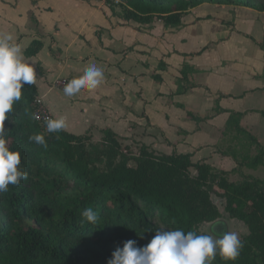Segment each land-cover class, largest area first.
Segmentation results:
<instances>
[{
    "label": "trees",
    "instance_id": "trees-1",
    "mask_svg": "<svg viewBox=\"0 0 264 264\" xmlns=\"http://www.w3.org/2000/svg\"><path fill=\"white\" fill-rule=\"evenodd\" d=\"M104 1L119 7L116 13L124 20L162 21L170 29L181 28L184 16L203 3L264 11V0ZM41 37L25 49L27 57L43 48ZM260 45L264 49V43ZM204 49L184 55L195 56ZM166 67L160 60L157 69ZM180 72L177 95L197 87L190 76L199 69L185 62ZM152 77L162 80L158 73ZM223 97L215 100L213 110L229 113L222 135L231 143L221 153L237 162L233 172L264 166V145L242 126L244 112L220 106ZM38 99L37 84L24 85L21 100L4 122L9 147L21 152L20 167L28 179L0 194V264H107L117 246L129 239L144 246L158 227L210 235L200 226L222 216L213 193L225 200L229 216L248 228L240 256L224 261L217 255L213 264H264V179L246 175L233 182L231 171L205 160L193 161L192 153L161 152L145 143L134 153L111 128L102 129L100 140L67 129L48 133L33 119ZM188 116L198 122L210 117L191 111ZM33 134L45 135L47 149L29 141ZM89 207L98 215L95 225L82 216Z\"/></svg>",
    "mask_w": 264,
    "mask_h": 264
},
{
    "label": "crops",
    "instance_id": "crops-1",
    "mask_svg": "<svg viewBox=\"0 0 264 264\" xmlns=\"http://www.w3.org/2000/svg\"><path fill=\"white\" fill-rule=\"evenodd\" d=\"M55 1L0 0V31L12 32L22 44L25 59L35 66L40 100L53 118L67 117L68 131L94 133L96 140H100L96 137H101L103 128L116 133L137 128L152 135L158 132L166 142V150L161 152L192 153L193 161L205 160L232 171L237 162L223 155L221 150L225 148L219 145L220 140L227 146L231 143L222 135L229 113L215 114L213 110L215 100L223 94L220 106L244 112L242 126L264 145V49L260 45L264 43V11L203 3L184 16L181 28L170 29L162 21L140 24L124 20L116 13L119 7L111 8L104 0H60V6L54 9ZM204 7L210 10L201 12ZM45 15L53 16L49 27L42 22ZM22 19L32 20L28 29L19 25ZM158 26L162 33L156 37ZM192 28L199 32L186 34ZM40 34L43 48L27 57L25 49ZM169 35H175L176 43H163ZM70 46L76 52H71ZM202 49L198 55H184ZM88 60L105 73L96 104L97 97L89 96L88 91L74 97L42 95V84L63 89L56 85L58 79L82 75L71 70L63 76L67 64H87ZM160 60L166 63V69H157ZM185 62L199 69L190 76L197 87L177 95L176 80ZM153 73L160 74L162 80L155 81ZM111 89H116L113 96L109 94ZM106 90L108 93H103ZM61 107L66 112L59 110ZM188 111L210 117L198 122L188 116ZM244 168L238 171L242 173Z\"/></svg>",
    "mask_w": 264,
    "mask_h": 264
},
{
    "label": "clouds",
    "instance_id": "clouds-1",
    "mask_svg": "<svg viewBox=\"0 0 264 264\" xmlns=\"http://www.w3.org/2000/svg\"><path fill=\"white\" fill-rule=\"evenodd\" d=\"M103 68L95 63L84 68L82 75L70 79L63 88L67 97H74L83 91L93 92L104 83ZM37 73L32 62L24 57L22 44L17 42L12 32L0 31V194L9 186H18L28 179V173L21 165V152L9 147L4 122L13 106L22 98L24 85H35ZM33 119L39 120L38 115ZM46 131L59 133L67 129V117L60 115L45 118ZM29 141L47 149L44 134H33ZM85 221L95 225L98 215L91 207L82 212ZM143 237V234L141 235ZM243 242L239 233L224 231L216 237L185 233L181 229L170 230L158 227L155 235L144 246H138L135 239L126 240L117 246L107 264H213L219 255L224 261H235L241 253Z\"/></svg>",
    "mask_w": 264,
    "mask_h": 264
},
{
    "label": "rangeland",
    "instance_id": "rangeland-1",
    "mask_svg": "<svg viewBox=\"0 0 264 264\" xmlns=\"http://www.w3.org/2000/svg\"><path fill=\"white\" fill-rule=\"evenodd\" d=\"M60 4H61L60 0H56L55 3L52 4V8H54V9L56 7L58 8L60 6ZM213 6H216V5L214 4ZM25 9H26V5L24 4V5L21 6L22 13H23V11H25ZM201 10H202L201 12H206V11H209L210 9H208V7H204ZM41 19H42V22L44 23V26L45 27H49V25L52 22L53 16L45 15ZM31 21H27V19H22L19 22V25L21 27H23V28L28 29L29 28V24L31 23ZM155 26H157V25H155ZM163 28L164 27H162V29ZM197 31H198V29L192 28L186 34H190L191 36L192 35L194 36L195 34H197ZM154 33H155L156 37L160 36V33H162L161 29H160V26L155 28ZM122 35L125 36V37H130L128 33H122ZM174 38H175V35H169V37H167L166 41L163 40V43L164 44H168L167 41L176 43V41H173ZM91 44L94 45L93 42H91ZM70 47H71L70 48L71 52H76V51H74L75 47H72V46H70ZM158 47L160 48L161 46H158ZM91 50H93V52L96 53L94 51L95 47L93 49H91ZM77 51H80V49L77 48ZM155 52L159 53L160 51L158 49H156ZM83 53H86V51H83ZM155 56H158V55L156 54ZM92 63H94V62L88 60L87 64H86V61L77 62L75 65L74 64H67L66 69L63 72V76L68 74L71 70H73L74 74L75 73H78V74L81 73L82 74L84 68L87 67L89 64H92ZM98 67H100V66H98ZM50 69H53V66H50ZM69 78L72 79L73 77H69ZM48 86L45 87L44 84L41 85L42 95L43 94H48L49 97H52V98L53 97L59 98L61 96V94L64 95L63 89H59V88H56V87L53 88V87H51V85H50L51 88L49 89ZM129 87H130L129 88V91H130L132 86L129 85ZM127 88L128 87L126 86V89ZM98 90H99V92H101V87L98 88L97 90L93 91V92H87L89 96H92L94 98L97 97V99L95 101V104L98 102V99H99ZM115 90L116 89H111L109 91V94L113 96L114 93H115ZM103 93H108V90L104 91ZM88 95H86V96H88ZM57 104H60V102L59 103L57 102ZM59 110H62L64 112H66L65 111L66 110L65 107L64 108L61 107V108H59ZM92 113L95 114V112L93 110H92ZM88 115L93 116V115H91L90 111H89ZM117 134L119 135V138H120L123 146H127L128 149H130L134 153L138 151V148H139L140 144H143V143L150 145L151 147L155 148L158 151L166 150V148H165L166 142L163 141V136L160 135L158 132L154 133V135H152V134L147 133L143 129L137 128L133 132L132 131L122 130L121 132H119ZM102 135H103V133H101V137H102ZM92 136H93V139L96 140L95 137H94L95 136L94 133H92ZM101 137L98 138V136H97L96 138L97 139H101ZM220 141L221 142H219V145H221L223 149L224 148L226 149V147H227L226 143H224V142L222 143V140H220ZM236 170L237 171H234V172L231 171V173L229 175V179L231 181H233V182L241 181L243 178H245L246 175H252V176L264 179V166H260L257 169H249V168L246 167V168H244V171H242V173H241V171H238V169H236ZM212 196H213V200L215 201V203L220 208V210L222 212V216H221V218L218 221H216L214 223H205V224L201 225L200 226V231L207 232L213 237L218 236L219 234L223 233L224 231H235V232L239 233L240 239H242L245 235L248 234L247 226L242 221H240L238 219H233V218H231L229 216V214L225 211V200L223 198H221L216 193H213Z\"/></svg>",
    "mask_w": 264,
    "mask_h": 264
},
{
    "label": "built area",
    "instance_id": "built-area-1",
    "mask_svg": "<svg viewBox=\"0 0 264 264\" xmlns=\"http://www.w3.org/2000/svg\"><path fill=\"white\" fill-rule=\"evenodd\" d=\"M114 1L119 2L120 0H114ZM68 81L69 80L67 78H61L56 81V85L60 88H64L65 84ZM37 104L38 106L34 112V115H38L40 117V119L37 121L40 123V125H42L46 129L45 118L48 117L53 118V116L51 115L49 110L45 107V105L42 103L40 98L37 100Z\"/></svg>",
    "mask_w": 264,
    "mask_h": 264
}]
</instances>
